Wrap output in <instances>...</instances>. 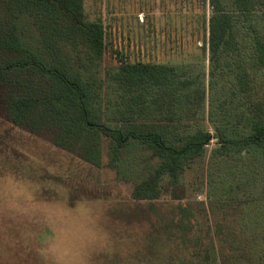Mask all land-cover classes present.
<instances>
[{"label":"trees","instance_id":"obj_1","mask_svg":"<svg viewBox=\"0 0 264 264\" xmlns=\"http://www.w3.org/2000/svg\"><path fill=\"white\" fill-rule=\"evenodd\" d=\"M84 1L0 0L5 117L32 133H49L54 145L96 167L104 139L111 166L127 144L137 142L158 160L132 189L139 201L158 199L164 177L165 190L179 197L185 165L201 157L212 139L211 158L248 152L264 161V0H188L201 12L206 81L197 64L130 61L114 49L118 63L106 70L103 90L105 99L112 97L106 101L117 118L114 126L102 121L103 81L97 75L106 29L97 12L87 15ZM206 92L214 133L190 123L204 111ZM234 187L216 206L198 208L206 223L198 234L195 211L187 203L176 207L167 226L170 240L179 245L181 239L185 248L176 256L203 264L216 252L217 264H264V195L236 194Z\"/></svg>","mask_w":264,"mask_h":264},{"label":"rangeland","instance_id":"obj_2","mask_svg":"<svg viewBox=\"0 0 264 264\" xmlns=\"http://www.w3.org/2000/svg\"><path fill=\"white\" fill-rule=\"evenodd\" d=\"M84 8L89 17L97 12L106 29V50L97 72L103 81L104 123L117 124L113 106L106 101L112 97H103L105 72L118 63L116 48L130 61L197 64L207 80L201 12L195 1L85 0ZM208 100L206 92L204 111L190 123L214 133ZM4 113L0 101V264H190L184 255L176 256L179 249L185 250L181 239L178 245L168 237L167 226H172L180 203L195 211L198 234L206 224L198 208L216 206L230 184L236 185V194L264 195V161L248 152L211 158L212 139L201 157L185 165L179 197L165 190L169 184L164 177L158 199L134 200V185L158 161L143 146L130 142L111 166L104 139L101 165L96 167L54 145L49 133L20 128ZM211 257L217 264L216 252ZM212 258L202 263L210 264Z\"/></svg>","mask_w":264,"mask_h":264}]
</instances>
